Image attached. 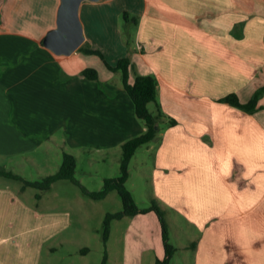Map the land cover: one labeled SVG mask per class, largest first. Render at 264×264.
<instances>
[{"label":"crops","instance_id":"1","mask_svg":"<svg viewBox=\"0 0 264 264\" xmlns=\"http://www.w3.org/2000/svg\"><path fill=\"white\" fill-rule=\"evenodd\" d=\"M59 6L60 0H0V167L13 173L28 164L60 166L69 151L78 170L77 153H119L145 131L117 72L79 49L57 55L43 45ZM124 11L137 18L129 45L118 22ZM79 14L83 44L99 47L111 27L117 36L105 61L114 66L129 56L138 74L157 78L161 110L176 123H163L154 140L152 194L170 221L185 223L180 248L192 254L187 264H264V93L254 113L220 101L236 94L249 102L264 86V0H85ZM86 67L98 71L97 80L82 75ZM81 171L100 182L109 177ZM14 181L0 179V264H42L51 239L46 264H89L90 251L79 252L66 236L74 212L83 225L90 215L83 199L54 213L34 212ZM155 216L126 217L123 245L112 255L107 239L108 261L143 264L141 252L153 253L151 264L165 257L163 240L139 244L141 230L159 231Z\"/></svg>","mask_w":264,"mask_h":264},{"label":"rangeland","instance_id":"2","mask_svg":"<svg viewBox=\"0 0 264 264\" xmlns=\"http://www.w3.org/2000/svg\"><path fill=\"white\" fill-rule=\"evenodd\" d=\"M127 12V11H126ZM131 18H135V14H131V12H128ZM123 13L121 14V17L118 19L119 22V28L122 30L121 36L124 34L126 36V39H131L134 36V32L132 29V23L131 21H125L123 19ZM131 24V25H130ZM44 27V26H43ZM116 33L113 30V28L110 27V30L108 34H105L103 40L99 42V47H95L96 49H99L105 55L107 56H113V45L115 44V38ZM102 47V48H101ZM96 60L97 57H94ZM118 74V82L121 81L122 74L121 72H117ZM149 110L151 112L155 111L154 105H149ZM139 120V119H138ZM142 124L143 121L139 120ZM165 124L160 125L161 132ZM62 135H64V131L60 132L58 135L59 138H62ZM156 141V140H155ZM152 141L150 143H145L144 145H141L138 147L136 152L134 153L133 157L130 158L128 169H129V177L126 179L125 187L127 190L132 194V198L134 202L136 203L137 207L140 210L148 209L152 205V200L154 199L152 191V177H153V165H154V158H155V150H156V142ZM67 146V145H66ZM122 146V145H121ZM68 147V146H67ZM66 147V149L69 151V149ZM89 150H83L81 153H77L79 155L78 161H79V167L77 170V173L75 175V178L77 180H81V184L85 187H88V189H101L103 186V182H100L98 178H87L82 176L81 170H93V171H102L104 174L109 176L108 178H116L120 176V160L122 157V147L120 148V151L118 153L117 150L110 151V154L103 153L94 155V152L89 153ZM70 152V151H69ZM61 153V152H60ZM55 155L56 152H51L50 159L55 161ZM91 157V158H90ZM115 158L119 161V164H117V161ZM93 159L94 161H92ZM91 160V163L89 162ZM62 161V160H61ZM61 165V162H59ZM54 162L47 165H25V166H17L15 168V173H18L19 175L25 177L24 179L28 181H37L40 180L42 177L46 175H52L56 173L60 166H54ZM14 167V165L12 166ZM4 168V167H3ZM12 170L9 165L5 167V169ZM81 171V173H80ZM111 176V177H110ZM107 178V177H106ZM107 178V179H108ZM0 179H5L4 177L0 176ZM58 182V183H57ZM55 187H51V189L44 192H38L36 189L33 188H25L27 191L22 194V201L27 203L28 206L34 211L38 213H54L55 206L58 207H67L72 208L70 206H74V203L78 202V199H83V201L86 203L89 209L87 211L90 213L89 217L86 218L85 224L83 225V222L79 217L76 216L75 212L72 215L73 220V226L66 231V236H70L72 241H75L73 244V248L76 250H79V252L87 253L88 250L90 251L88 257L89 264H102L103 259L105 258V264H113L114 256H109L108 261V251L106 252L107 243L103 242L102 240V231H103V223L104 218L108 214H116L119 212H122L123 206L122 201L120 199V195L117 191H111L108 196H105V198L101 200H91L89 199L82 189L68 180H60L57 181ZM14 188L18 189L17 186H22V183L20 181L15 180L13 182ZM16 184V185H15ZM85 187V188H86ZM23 189V187H22ZM96 190V191H99ZM39 194V198H36V195ZM155 200V199H154ZM156 201V200H155ZM91 202H94L93 205H91ZM157 202V201H156ZM85 206V204H82ZM159 205V204H158ZM160 206V205H159ZM78 207V206H77ZM160 208L164 212V218L166 221V226L168 230V243L174 247L175 252L173 256L170 258V264H187L190 262V259L192 257L191 252L186 253L184 250L180 248V245L187 242V239L185 238V232H188V229L185 225V223H182L181 221H176L175 219L173 221L169 220L170 211L164 210L161 206ZM74 210V208H73ZM169 215H168V213ZM141 214V213H138ZM156 215V214H155ZM136 216V215H135ZM158 217V216H157ZM155 216V221L157 222L156 227L159 229V231L156 232V236L151 234H141V232H138L140 234L139 238V244L143 245L155 244V238L159 240V242H162V230L160 222ZM168 219V220H167ZM129 224V219L126 218V216H122L119 219H114L110 222L109 226V235H108V246H109V252L112 255L113 248H117L118 246L123 245V237L124 233L126 231L125 228H127V225ZM151 230V229H150ZM191 237V235H190ZM192 241V240H191ZM52 239L45 242L43 245V252L41 253V260L42 264H46L45 261L48 260V257L50 254H52ZM72 248V249H73ZM144 254L140 258L143 261V264H151V259L153 257V253L147 256V252H143ZM148 258V259H147ZM163 259V258H162ZM41 264V263H40ZM133 264V263H128Z\"/></svg>","mask_w":264,"mask_h":264},{"label":"trees","instance_id":"3","mask_svg":"<svg viewBox=\"0 0 264 264\" xmlns=\"http://www.w3.org/2000/svg\"><path fill=\"white\" fill-rule=\"evenodd\" d=\"M123 19L128 21L130 15L128 12H123ZM137 18H130L129 22L133 25L137 24ZM131 25V24H130ZM123 39L126 45H129L131 39H126V36L123 34ZM80 52L85 54H91L98 56L105 65L112 72H121L122 74V85L125 91L129 94V97L133 103L134 111L139 120L143 121L145 126V131L140 135L133 137L129 140H126L122 143V157L120 160V176L116 178H104L103 186L99 191L90 192L85 188L76 178L77 173V163L76 159L69 152H64L62 155L61 165L58 171L52 175H46L37 181H28L23 177L0 167V176L4 178H9V180H17L22 183L23 189L33 188L38 192L49 191L54 183L60 180H68L69 182L78 185L84 194L91 200H101L108 196L111 191H117L120 195L122 201L123 210L122 212L116 214H108L104 218V225L102 231V240L107 242L109 235V226L110 222L114 219H119L122 216L132 217L138 213H148L153 212L158 216V220L161 225L162 230V240L165 249V257L163 259H157L155 264H170V258L173 256L175 249L168 243V230L166 226L165 216L163 210L160 208L158 203L153 199L152 205L148 209L140 210L132 198V194L125 187L126 179L129 177V161L133 157L134 153L141 145L145 143H150L157 138H159L160 125L163 123H168V125H175V120L168 118L160 107L158 101V83L155 75H141L138 74L135 70L134 64L130 61V57L120 58L114 66H110L105 59L104 54L99 49L93 48L89 43H84L79 48ZM130 74L134 75L133 83L128 82ZM82 75L90 79V81H95L99 77V73L96 69L86 67L82 71ZM264 93V86L257 89L254 93L252 99L246 103H240V99L236 94H230L223 97L220 101L228 102V104L246 110L248 113H254L257 109V102ZM153 104L155 111L151 112L149 110V105ZM39 194L36 195V198H39ZM102 264H105V258L103 259Z\"/></svg>","mask_w":264,"mask_h":264},{"label":"water","instance_id":"4","mask_svg":"<svg viewBox=\"0 0 264 264\" xmlns=\"http://www.w3.org/2000/svg\"><path fill=\"white\" fill-rule=\"evenodd\" d=\"M82 1L85 0H60L56 28L48 31L43 38V45L57 55H72L84 42L85 36L79 19Z\"/></svg>","mask_w":264,"mask_h":264}]
</instances>
